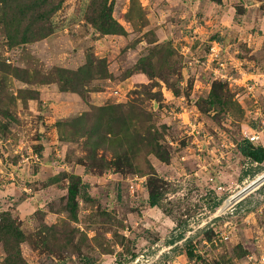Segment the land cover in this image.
Wrapping results in <instances>:
<instances>
[{
	"label": "rangeland",
	"instance_id": "1",
	"mask_svg": "<svg viewBox=\"0 0 264 264\" xmlns=\"http://www.w3.org/2000/svg\"><path fill=\"white\" fill-rule=\"evenodd\" d=\"M246 145L264 151V0H0V264H245L264 245Z\"/></svg>",
	"mask_w": 264,
	"mask_h": 264
},
{
	"label": "trees",
	"instance_id": "2",
	"mask_svg": "<svg viewBox=\"0 0 264 264\" xmlns=\"http://www.w3.org/2000/svg\"><path fill=\"white\" fill-rule=\"evenodd\" d=\"M105 33L106 34H109V33L113 34V30L110 29L109 31H106ZM116 110H117V108L114 105H105V106L99 107L97 109V113H98V115H101V116H104L106 114H108L110 116V114H113L114 111H116ZM110 117L113 118V116H110ZM118 122H120V121H118ZM95 142H97V141H95ZM158 149L159 148H156L155 150H153V153L156 155L157 159L165 162L167 160V158H165V156H163L161 153H159ZM244 149H245V152H244V150H242L243 153H244V156L250 158L252 162H261V161L264 160V151L262 149L253 148L252 146H248V145H246ZM242 151H241V153H242ZM117 158H119V157H117ZM113 162H115V157H114ZM116 173L119 174V172H116ZM120 174H121V172H120ZM67 194L69 195V200L68 201L71 202V205L73 206L74 205V202H73L74 201V197L77 194V186L68 187L67 188ZM159 199H160V195L159 194L156 195V194H152V193L149 192V193H147L146 204H147V206L149 208H152V207L159 208ZM6 227L7 226L0 225V231H4V229ZM181 238H182L181 235L177 234L174 238H171V239L167 240L166 244L167 243L171 244V243H173L175 241H179ZM5 249L8 250L6 253H10L11 248L8 245L5 246ZM186 255L187 256L189 255L188 252H186ZM131 257H134V256H131Z\"/></svg>",
	"mask_w": 264,
	"mask_h": 264
},
{
	"label": "crops",
	"instance_id": "3",
	"mask_svg": "<svg viewBox=\"0 0 264 264\" xmlns=\"http://www.w3.org/2000/svg\"><path fill=\"white\" fill-rule=\"evenodd\" d=\"M170 19H166V20H164V21H162V19H160L158 22L156 21L155 22V19H152V21L150 22V24L149 25H151V28L153 29V33H155V36L157 37L156 39L159 41V42H161V41H167L168 39H172V38H170V34L171 33H174V32H176L177 30H178V28H175L174 27V25L175 24H171L170 23V21H169ZM124 24H126V23H124ZM192 25V24H191ZM191 25L190 24H187L185 27L186 28H191V33L193 34V33H197V34H199V35H201V34H204L205 33V31L206 30H204L203 29V27L204 26H200V25H198V26H196V25H192V27H191ZM209 29L207 30V31H209V32H212V31H219L220 30V27H223V26H218V24H216L215 22H211V24H209ZM205 28V27H204ZM194 38V37H193ZM182 39L183 40H188V38L187 37H185V36H183L182 37ZM185 48V47H184ZM235 53V52H234ZM230 56L231 55H229V58H230ZM230 59H233L232 57L230 58ZM235 63H237V62H235ZM237 65H239V63H237ZM239 71H241V68H239ZM248 74V76H252V77H255V76H258L257 74H253L252 72L250 73H247ZM76 172V171H75ZM111 177H112V179L114 180V179H116V177H120L119 175H117V174H113V175H110ZM146 200V199H145ZM146 206H147V204H146ZM148 207V206H147ZM149 208V207H148ZM176 235H175V233L170 237V239L171 238H174ZM169 239V238H168ZM182 241V240H181ZM177 243H179L178 241H175V242H173V243H171V244H166L165 246H166V249H172L173 247H175L176 246V244ZM250 245H251V247H254V242H250ZM253 245V246H252Z\"/></svg>",
	"mask_w": 264,
	"mask_h": 264
},
{
	"label": "built area",
	"instance_id": "4",
	"mask_svg": "<svg viewBox=\"0 0 264 264\" xmlns=\"http://www.w3.org/2000/svg\"><path fill=\"white\" fill-rule=\"evenodd\" d=\"M219 54H220V49L218 48V46L216 45V43L214 42L211 47L209 48V52L207 54V61L208 62H216L218 68H213L211 71H212V74L215 75L216 77H218L219 79H225V73L222 72L224 69H223V64L220 62V63H217L218 59H219ZM207 62V63H208ZM113 93H116L115 91ZM257 136H250L249 137V141H254V140H257ZM226 223H223L222 226H225ZM254 246H255V250H254V253L250 252L249 254L247 253L244 257H245V264H264V251H263V244H260V243H257L255 242L254 243Z\"/></svg>",
	"mask_w": 264,
	"mask_h": 264
},
{
	"label": "water",
	"instance_id": "5",
	"mask_svg": "<svg viewBox=\"0 0 264 264\" xmlns=\"http://www.w3.org/2000/svg\"><path fill=\"white\" fill-rule=\"evenodd\" d=\"M262 177H263V176H261V178H262ZM258 180H259V179H258ZM258 180H255V181L251 182L246 188H244V189L242 190V192H245L247 189L251 188L254 184L257 183Z\"/></svg>",
	"mask_w": 264,
	"mask_h": 264
}]
</instances>
